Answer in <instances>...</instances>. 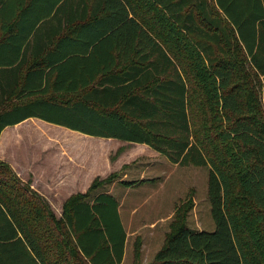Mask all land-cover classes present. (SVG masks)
<instances>
[{"label":"trees","instance_id":"trees-1","mask_svg":"<svg viewBox=\"0 0 264 264\" xmlns=\"http://www.w3.org/2000/svg\"><path fill=\"white\" fill-rule=\"evenodd\" d=\"M103 1L0 0V132L35 117L207 166L213 230L189 227L179 204L147 264H264V0H153L176 25L167 49L132 0ZM107 39L123 51L106 62L94 51ZM106 183L57 219L0 160V264H120L118 201L95 193Z\"/></svg>","mask_w":264,"mask_h":264},{"label":"crops","instance_id":"crops-1","mask_svg":"<svg viewBox=\"0 0 264 264\" xmlns=\"http://www.w3.org/2000/svg\"><path fill=\"white\" fill-rule=\"evenodd\" d=\"M94 1L89 0L90 4ZM134 1L132 0L133 6ZM103 5L104 1L100 0V12L104 11ZM137 19L139 20L138 17ZM143 27L145 26L143 25ZM118 44H120V39L117 41L115 39L102 41L100 46L94 51V55L100 57V59H107L106 62L112 59L116 60L118 58V50L123 51L122 48L119 47L118 49L115 47ZM28 58L31 60V57ZM120 68H122V65ZM107 69L106 67L103 70L105 71L104 73H106ZM114 70L118 69L114 68ZM96 74H102V72H97ZM123 142L113 138L89 136L63 126L43 121L39 118L30 117L17 124L6 126L0 132V160L7 163L23 183L27 184L38 196L46 200L55 218L58 219L62 217L64 203L68 199L78 194H85L96 177L104 178L109 173L121 169V167H107V152L109 145L114 146ZM130 144L148 150L152 154L160 155L145 144ZM25 147L29 149L26 153L23 152V149H26ZM27 154L31 155L26 156ZM44 155L48 157L53 156L55 162L46 164L44 162ZM149 168L151 167L138 168L135 171L136 175L139 173L136 178L129 177V173L125 172L121 179H149L150 177L146 176ZM158 182L161 181L144 182L135 187H125V189H135V192H139L138 194L142 190H146L148 195L154 198L156 192L152 188ZM145 186L151 188H148V190L142 189ZM105 187L106 185L103 188H99L95 193L104 191L111 194L113 188L111 187L109 190H105ZM118 204L120 215L119 207L121 202L118 201ZM125 232L124 254L120 264L124 263L130 237L126 229ZM147 235L148 237L154 235V231H148ZM162 243L157 244L152 257ZM144 246V238L142 237L141 247ZM148 248H150V245H147ZM150 261L144 260L141 264H147Z\"/></svg>","mask_w":264,"mask_h":264},{"label":"rangeland","instance_id":"rangeland-1","mask_svg":"<svg viewBox=\"0 0 264 264\" xmlns=\"http://www.w3.org/2000/svg\"><path fill=\"white\" fill-rule=\"evenodd\" d=\"M134 6L142 24L167 49L168 40L171 39L169 35L172 33L173 26L176 25L170 23L165 13L160 11L152 0H135ZM180 65L178 64L179 67ZM261 98L264 109V90L261 92ZM27 150L29 149H23V152L26 153ZM107 158V167H121L120 170L113 171L101 179L108 181L104 184L106 185L104 189L109 190L112 187L111 194L121 202L119 207L121 221L130 235L123 264H134L136 241L140 244L138 264L144 260H152L150 258H153L152 254L157 244L163 242L174 221L175 210L181 203H184L187 209L190 205V209L185 214L189 227L213 230L210 206L206 197L207 166L171 164L158 154H152L148 150L124 142L114 146L109 145ZM44 162L54 163L55 159L53 156L44 155ZM140 167H151L147 170L146 176L150 177L149 179H155L153 181H161L152 188L156 192L154 198H151L146 190L138 194L139 192H135V189L126 190L118 182L125 172L129 173V177L136 178L139 173L136 175L135 171ZM109 175L111 176L108 177ZM148 188L151 187L145 186L142 189L148 190ZM150 230L154 231V235L148 237L147 232ZM142 237L146 248L141 247ZM147 245H150V248L147 249Z\"/></svg>","mask_w":264,"mask_h":264}]
</instances>
